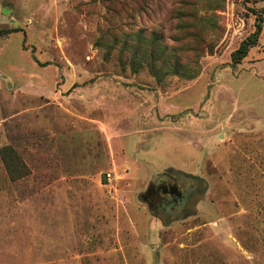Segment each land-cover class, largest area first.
Wrapping results in <instances>:
<instances>
[{"label":"rangeland","instance_id":"rangeland-1","mask_svg":"<svg viewBox=\"0 0 264 264\" xmlns=\"http://www.w3.org/2000/svg\"><path fill=\"white\" fill-rule=\"evenodd\" d=\"M0 29V264H264V0H0ZM178 173L173 218L143 194Z\"/></svg>","mask_w":264,"mask_h":264},{"label":"trees","instance_id":"trees-1","mask_svg":"<svg viewBox=\"0 0 264 264\" xmlns=\"http://www.w3.org/2000/svg\"><path fill=\"white\" fill-rule=\"evenodd\" d=\"M256 30L247 36L239 45V47L232 53V62L236 66L240 64L249 54L251 48L255 47L260 39L262 25L257 24ZM17 31L16 29H0V36ZM144 31H139L134 38L133 44L126 41V48H136L134 50V59L139 63H149L152 71L167 70L181 71L185 69L183 62H181L178 55L174 52L168 51V45L159 42V39L153 34L145 36ZM143 61V62H142Z\"/></svg>","mask_w":264,"mask_h":264},{"label":"flooded vegetation","instance_id":"flooded-vegetation-1","mask_svg":"<svg viewBox=\"0 0 264 264\" xmlns=\"http://www.w3.org/2000/svg\"><path fill=\"white\" fill-rule=\"evenodd\" d=\"M164 175L158 183L150 184L143 195L152 196L153 206H157L159 210L170 214L173 218L187 216L190 213L186 210L187 203L200 186L205 187L204 180L181 173L170 179H164Z\"/></svg>","mask_w":264,"mask_h":264}]
</instances>
